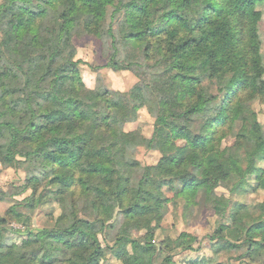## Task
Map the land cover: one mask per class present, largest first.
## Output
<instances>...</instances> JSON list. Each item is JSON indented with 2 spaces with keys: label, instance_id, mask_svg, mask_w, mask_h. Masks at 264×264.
<instances>
[{
  "label": "trees",
  "instance_id": "1",
  "mask_svg": "<svg viewBox=\"0 0 264 264\" xmlns=\"http://www.w3.org/2000/svg\"><path fill=\"white\" fill-rule=\"evenodd\" d=\"M260 1L0 0V165L24 170L34 193H54L72 224L30 233L15 245L7 243L1 219L0 264H102L106 250L122 264H157L154 231L165 216L166 192L185 197L188 209L225 215L228 201L217 194L223 167L238 161L252 168L264 159L254 111L233 100L238 93L247 100L264 95ZM108 7L125 10L126 24L147 41V76L161 82L180 115L161 117L152 91L86 87L74 36L87 26L100 29ZM221 96L225 117L217 121ZM141 104L168 133L153 171L136 152L154 139L139 133L124 141ZM238 121L235 146L223 149L217 129ZM230 220L232 229L220 225L211 240L214 253L245 248L237 261L263 262L264 202L235 207ZM134 225L145 237H129ZM188 238L181 234L177 248L192 252L197 239ZM159 264H177L175 255Z\"/></svg>",
  "mask_w": 264,
  "mask_h": 264
},
{
  "label": "rangeland",
  "instance_id": "2",
  "mask_svg": "<svg viewBox=\"0 0 264 264\" xmlns=\"http://www.w3.org/2000/svg\"><path fill=\"white\" fill-rule=\"evenodd\" d=\"M258 9L263 14L260 22V37L264 54V0L259 2ZM101 21L100 29L93 26L79 29L73 40L77 49V60L81 61V76L86 87L92 90L105 88L124 93L131 90L140 93L152 91L160 105L161 117L180 115L181 106L167 100L161 82L147 76L148 63L144 55L148 43L146 40H139L126 24L125 10L116 11L115 7H108L102 13ZM195 36L197 41L201 40L200 34L197 33ZM111 61L117 63V66H112ZM147 71L149 75L150 70ZM236 97L233 99L236 103L239 101L249 103L256 117L255 129L264 138V95H257L250 100H247L243 93H238ZM223 100L221 96L217 102L219 108L215 114L217 121H222L225 117V112L220 108ZM242 127L243 121H238L229 128L217 129L223 149L235 146ZM124 132L125 142H134L139 133L146 139H154L150 148L140 146L136 152V159L140 164L153 171L162 157L159 143L167 138V131L156 127L155 118L151 116L145 105L141 104L138 120L126 125ZM184 144L183 141L178 142L179 146ZM262 151L264 152V145ZM0 168V220L6 221L4 226L8 244L22 245L30 233L45 229L63 230L72 225L60 205L53 200L54 193L50 194L47 188L34 193L32 184L26 180L24 170L1 165ZM263 176L264 159L258 160L252 168L248 163L238 161L223 167L224 180L217 189L218 196L228 201V208L223 217L216 216L211 208L201 205H193L188 209L189 201L185 197L175 198L174 193L166 192L165 216L163 221L156 225L154 231V243L158 248L156 263H161L167 256L175 255L177 264H224L227 261L232 264H244L243 261H237L245 253L244 247L238 250L219 251L215 254L217 246L211 240L217 237L220 225H227V229H232L230 216L235 207L245 205L249 208H257L264 202ZM170 177L171 175L166 174L165 178ZM32 198L35 200L34 204L29 202ZM146 233V231H137L134 225L129 237L139 239L145 237ZM183 233H187L189 238L197 239L192 252L183 251L175 244ZM225 233L228 231H224ZM113 234L116 237L117 232ZM188 239H185V242H188ZM220 240L222 244L225 243L224 239L220 238ZM106 253L107 257L102 264H122L111 255L109 250H106ZM262 261L258 264H264V259Z\"/></svg>",
  "mask_w": 264,
  "mask_h": 264
}]
</instances>
